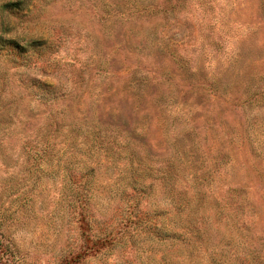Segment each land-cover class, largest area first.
<instances>
[{
  "label": "rangeland",
  "instance_id": "obj_1",
  "mask_svg": "<svg viewBox=\"0 0 264 264\" xmlns=\"http://www.w3.org/2000/svg\"><path fill=\"white\" fill-rule=\"evenodd\" d=\"M3 251L264 264V0H0Z\"/></svg>",
  "mask_w": 264,
  "mask_h": 264
},
{
  "label": "trees",
  "instance_id": "obj_2",
  "mask_svg": "<svg viewBox=\"0 0 264 264\" xmlns=\"http://www.w3.org/2000/svg\"><path fill=\"white\" fill-rule=\"evenodd\" d=\"M86 218L84 216H82L81 220H80V224L81 227H85V222H86ZM78 259L79 258H84L85 256L88 255V252L86 250H81L79 251L77 254ZM15 259V256L13 254H11L8 251H3L0 252V264H13V261Z\"/></svg>",
  "mask_w": 264,
  "mask_h": 264
}]
</instances>
